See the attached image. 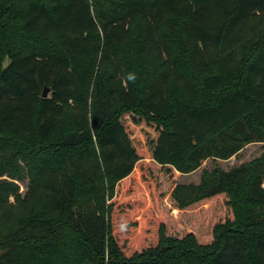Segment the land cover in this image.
Here are the masks:
<instances>
[{"label": "trees", "instance_id": "trees-1", "mask_svg": "<svg viewBox=\"0 0 264 264\" xmlns=\"http://www.w3.org/2000/svg\"><path fill=\"white\" fill-rule=\"evenodd\" d=\"M260 143L264 0H0V264H264V152L173 187L180 211L226 198L210 243L161 224L129 255L112 227L145 160Z\"/></svg>", "mask_w": 264, "mask_h": 264}, {"label": "rangeland", "instance_id": "rangeland-1", "mask_svg": "<svg viewBox=\"0 0 264 264\" xmlns=\"http://www.w3.org/2000/svg\"><path fill=\"white\" fill-rule=\"evenodd\" d=\"M263 152L264 144H252L229 160L208 159L197 171L187 175L174 167H162L153 160H145L116 193L112 227L120 246L131 255L156 245L161 224L166 226L168 236L183 238L193 233L201 243L212 242L214 227L232 218L226 198L205 201L180 211L171 198L173 187L199 184L204 171L215 167L228 171L254 161ZM19 185L24 196L29 181ZM11 202L15 203L14 199Z\"/></svg>", "mask_w": 264, "mask_h": 264}, {"label": "water", "instance_id": "water-1", "mask_svg": "<svg viewBox=\"0 0 264 264\" xmlns=\"http://www.w3.org/2000/svg\"><path fill=\"white\" fill-rule=\"evenodd\" d=\"M50 92H51L50 89L45 88L44 93H43V97H44V98H48L49 95H50Z\"/></svg>", "mask_w": 264, "mask_h": 264}]
</instances>
